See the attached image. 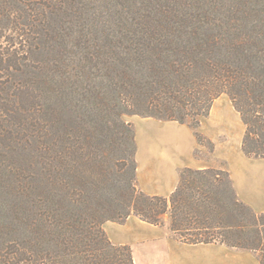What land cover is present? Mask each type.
Returning <instances> with one entry per match:
<instances>
[{
  "label": "trees",
  "instance_id": "1",
  "mask_svg": "<svg viewBox=\"0 0 264 264\" xmlns=\"http://www.w3.org/2000/svg\"><path fill=\"white\" fill-rule=\"evenodd\" d=\"M62 10L93 32L70 36L67 53L50 35ZM84 82L87 126L72 131ZM223 94L246 126L244 153L264 158V0H0V264H135L103 228L132 214L160 226L170 214L181 242L264 252L262 232L244 236L239 214L260 215L227 169L186 167L169 196L136 182L123 114L197 128Z\"/></svg>",
  "mask_w": 264,
  "mask_h": 264
},
{
  "label": "crops",
  "instance_id": "2",
  "mask_svg": "<svg viewBox=\"0 0 264 264\" xmlns=\"http://www.w3.org/2000/svg\"><path fill=\"white\" fill-rule=\"evenodd\" d=\"M135 123L138 140L136 173L144 185L138 187L145 193L169 196L179 184L182 168H209L192 164L189 150L196 144V136L189 138L186 144L176 134L166 135L154 122L136 120ZM217 132L209 136L216 140L214 153L224 158L225 165L224 168L210 167L227 169L238 196L256 211L264 212V158L248 157L242 149L243 138L239 149L225 151L214 135ZM143 133L148 135L145 145L139 141ZM103 228L113 243L131 246L135 264H261L252 250L222 243L181 242L171 236L167 225H154L134 214L124 223L105 221Z\"/></svg>",
  "mask_w": 264,
  "mask_h": 264
},
{
  "label": "rangeland",
  "instance_id": "3",
  "mask_svg": "<svg viewBox=\"0 0 264 264\" xmlns=\"http://www.w3.org/2000/svg\"><path fill=\"white\" fill-rule=\"evenodd\" d=\"M90 10L92 12L96 11L95 6L93 5L94 3H90ZM64 10H62L60 13H57V11L53 14V22H52V30L50 35L55 38L54 44L56 45L57 48H60L64 52L67 53V51L70 49L69 47V37H78L82 36L83 38L85 37V34L91 35L93 32L91 29H80L76 23H74V20L71 21L72 15L74 11H69L67 16H63ZM71 21V23H70ZM83 23V22H81ZM79 23V24H81ZM85 24H88V21H86ZM81 32V33H80ZM57 42V43H55ZM96 74L92 76L93 79L99 80V73L98 71H95ZM110 73V78H113V73ZM92 83V82H91ZM94 83V82H93ZM96 83V82H95ZM96 85V84H95ZM87 84L84 82L78 86H76V93L72 97V108H71V114L73 119V123L71 124L72 126V131L78 130V131H83V129L86 128L87 124L84 122L85 116H84V109L81 105V100L83 98V94L87 90ZM90 86V85H88ZM91 86H94L91 84ZM240 115L237 113V110L231 103V100L226 94L221 95L219 98H217L211 108L210 113L207 116H204L200 120V124L197 128H194L191 125L190 121L181 123L177 121H170V120H164L156 117H147L143 116L140 114H132V113H126L123 114L122 118L126 122H130L135 130V137H136V123L135 121L137 120H146V121H151L154 122L155 125L159 126V128L166 132V135L169 134H176L178 135L186 144L188 142V139H193L195 137V132H201L204 134L208 140L205 141L204 144L198 142L196 139V144L194 147L189 150V155L191 156L192 159V164L196 166H206L210 167L211 165H218V167H223L225 165V160L224 158L220 157L219 155H216L214 153V150L216 148V140H212L209 136V134H213L216 131H218L215 135L217 141L219 144L223 145L225 151L231 149V150H236L239 149L242 138L244 136V131H245V124L241 120ZM98 116H94L93 120L95 125H97L98 128H100V124L97 121ZM92 119V118H91ZM218 123V124H217ZM151 126V125H150ZM148 125H145V127H150ZM218 126V127H217ZM213 128H215L216 131L213 132ZM141 139L139 140L142 145H145L148 141V135L144 134L140 137ZM214 144V148H212ZM227 144V146H225ZM136 146L138 149V140L136 138ZM191 148V147H190ZM137 152V151H136ZM137 158V156H136ZM251 158H256V157H251ZM262 159V158H260ZM137 160V159H136ZM138 164V163H137ZM183 169V168H182ZM181 169V170H182ZM180 170V172H181ZM179 172V173H180ZM136 182L137 185L142 188L144 185L140 182V179L137 176L136 173ZM240 198V197H239ZM241 199V198H240ZM242 200V199H241ZM243 201V200H242ZM246 205H248L254 213L257 215H260L257 219L253 218L250 215V212L248 213L247 210L243 209V213L239 214V218L242 220H245L247 223V226L244 228L247 230V234H244L245 237L247 235L249 237H254L256 235V231L262 232V235L264 237V212H259L256 211L251 205H249L247 202L243 201ZM249 214V215H248ZM170 214H167L164 216V225H167L170 230V234L172 236L171 232V219H170ZM260 222V223H259ZM173 237V236H172ZM252 243V241H249ZM252 250V249H249ZM254 251L258 257L260 258L262 251Z\"/></svg>",
  "mask_w": 264,
  "mask_h": 264
}]
</instances>
